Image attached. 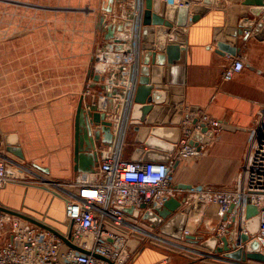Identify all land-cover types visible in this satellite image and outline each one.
<instances>
[{"label":"crops","instance_id":"crops-1","mask_svg":"<svg viewBox=\"0 0 264 264\" xmlns=\"http://www.w3.org/2000/svg\"><path fill=\"white\" fill-rule=\"evenodd\" d=\"M97 1L93 0V4ZM173 1L188 7V22L184 27L174 26L167 36V43L179 46V58L165 65L164 83L181 89V95L174 97L176 101L182 100L183 113L190 115L188 125L192 119L198 121L207 116L221 121L222 130L217 135L213 133L209 143H200L204 148L199 155L179 161L173 168L172 183L177 187L231 188L246 153L248 129L264 106V10L261 15L253 16L243 0ZM195 3L207 7L208 11L191 22ZM90 5L87 12H81L86 17L93 10L96 14L88 38H60V33L64 35L67 28L62 16L65 6L49 8L29 4L22 7L26 16L19 21L17 13L11 14L6 38L8 49L0 55L2 142L18 145L23 161L51 179L72 180L80 172L74 170L76 108L89 78L92 55L98 49L97 36L100 34L103 40L106 32H101L98 26V7ZM17 9L18 5L11 6L12 13ZM50 27L58 31L56 44L63 47V53L57 49L55 54H50L45 31ZM219 44L233 49V53L219 50ZM238 57L244 62L243 69L223 81L221 72ZM223 125L232 128H223ZM132 136L129 128L123 148L126 160L140 157L135 152ZM4 148L8 158L13 156L6 151V145ZM22 199L31 212L29 215L48 209L47 216L51 217L48 213L54 201L49 195L40 200L32 187L24 190L12 183L0 190V204L4 206L19 209ZM55 201L61 206L60 214L64 218V201ZM17 202L20 205L16 206ZM201 220L199 215L190 212L185 226L190 235L206 239L216 226ZM58 227L64 229L62 225ZM147 240L139 239L140 244L127 264H198L212 260L235 264L220 256L211 257L210 251L199 242L174 241L159 232L157 244Z\"/></svg>","mask_w":264,"mask_h":264},{"label":"built area","instance_id":"built-area-1","mask_svg":"<svg viewBox=\"0 0 264 264\" xmlns=\"http://www.w3.org/2000/svg\"><path fill=\"white\" fill-rule=\"evenodd\" d=\"M164 1L174 3L173 0ZM143 11L144 0H113L111 11L104 16V26L112 27L113 34L98 48L91 68L98 79L88 78L82 97L85 113L91 105L97 112L104 113L105 121L110 123L112 141L110 144L97 142L90 125L94 141L91 152L96 156L92 170L77 173L55 190L64 201V229L39 219L51 228L49 230L0 211V264H125L132 254L131 234L141 229L137 226V218L119 208L132 207L139 209L141 214L183 194L186 196L184 205L189 206L188 214L194 212L207 224L216 221L217 246L221 247V239L228 236L235 246L233 250H245L248 241L257 240L258 252L264 255V106L248 129L244 160L231 188L195 185L181 189L173 185V162L193 158L204 148L202 144L197 148L190 143L194 129L192 124L185 127V122L170 162L122 157L138 81ZM243 67V60L234 58L221 72V79L230 80ZM96 85L99 87L95 88ZM201 124L213 133L222 125L221 121L202 116L193 128L199 130ZM9 161L0 136V190L16 178L14 166ZM248 202L256 207L260 217L258 231L252 235L246 226ZM142 204L144 208H140ZM190 234L185 226L182 239ZM242 235L248 236L246 242L242 241ZM227 262L248 264L252 261Z\"/></svg>","mask_w":264,"mask_h":264},{"label":"water","instance_id":"water-1","mask_svg":"<svg viewBox=\"0 0 264 264\" xmlns=\"http://www.w3.org/2000/svg\"><path fill=\"white\" fill-rule=\"evenodd\" d=\"M198 2L201 0H191ZM103 7L105 12L111 11L112 0H107ZM243 5L249 7V12L253 16H259L264 10V0H243ZM208 11L207 7H201L196 3L192 6L191 22L197 21L201 15ZM248 20V19H247ZM245 23H248L249 20ZM188 22V7L178 6L167 3L164 0H144V11L141 28L140 44V67L138 76V85L134 94V102L130 112L129 127L133 131V145L135 152L140 155L139 158L145 162L168 163L176 145L181 137V122L188 119L189 114L183 113V103L179 99L176 101V95H181V89L168 86L164 83L165 65L170 64L179 58L178 45L167 43V36L174 26L184 27ZM104 17H98V26L101 32L104 31ZM113 28L108 27L104 33V39L112 37ZM219 50L233 53V49L219 44ZM93 61V59H92ZM89 77L98 79L90 68ZM197 119H192L191 124H196ZM90 125L94 128V139L97 142L110 144L112 134L110 132V123L105 121L104 113L96 111L95 106L91 105L88 113H85L84 98L81 97L76 108L74 119V163L75 171L89 172L96 161V156L91 153L93 148V139L91 137ZM223 128H232L225 127ZM213 131L205 124L201 128L192 132L190 143L199 148L200 143L207 144L211 141ZM6 151L20 159H23L21 148L16 144L5 142ZM179 161L173 162V168H176ZM181 189H188L190 185H178ZM57 197L59 194L53 192ZM186 202V196L183 194L178 197H171L166 200L162 206L155 207L153 210L146 209L140 214L139 209L132 207H120L119 209L134 218L140 217L148 222L152 228L159 227V233L174 241L182 240V233L186 223L189 206L183 204ZM142 204L140 208H144ZM181 208V209H180ZM0 211L13 214L26 219L38 226L51 230V228L39 222L31 216L18 213L5 206L0 205ZM246 215L247 229L249 234H255L259 228L260 217L256 207L248 202ZM56 233L55 231H53ZM65 243L70 244L62 238ZM243 242L248 240L247 235H242ZM184 240L198 243L202 248L210 251L212 255L220 254L223 260L253 261L264 264V255L259 253V244L257 240H250L246 243L245 250L234 249L231 237L221 239L223 245L217 246V237L211 235L206 239L202 237L195 238L193 235L184 237ZM73 248L88 253L87 251L71 245ZM101 258L99 255H95Z\"/></svg>","mask_w":264,"mask_h":264},{"label":"rangeland","instance_id":"rangeland-1","mask_svg":"<svg viewBox=\"0 0 264 264\" xmlns=\"http://www.w3.org/2000/svg\"><path fill=\"white\" fill-rule=\"evenodd\" d=\"M106 1L107 0H98L96 2V4L95 3L93 4V0H0V55L3 53L4 50L6 51L8 49V40H6V38H8V36H9V22H10L11 14L15 15L17 13L19 21L26 16V10L23 9L22 7H25L29 4L30 5L35 4L38 6L43 5V6H48L49 8H51L53 6H55V7L65 6L66 11L64 12V14L62 15V13L61 12L60 13L62 16L65 17L64 21L66 23L67 28H66V30H64V35H63V33L62 34L60 33V38L63 36L64 37L66 36L67 38L68 37H82V38L87 37L88 38L90 35V32H91V28L93 27L94 21L96 19V14H93L94 10H93L91 16L88 15L86 17L82 13L87 12L88 11L87 8H90L91 7L90 4H92L93 6L98 7V17L100 15H103V17H104L105 14H107V13L109 14V12H105L103 10V8L100 9L99 6L104 7L106 5V3H105ZM112 4H113V0L111 3V6H112ZM16 5H18V9L14 10L12 13L11 12V6H16ZM174 5H176V4H174ZM47 17H49V15ZM108 17H109V15H108ZM50 28L51 29H49V30H45L48 33V37H49L50 54L51 55L55 54L57 52V49H60L59 52L63 53L65 51V50H61L63 47L57 46V44H56L57 43V37H58V31L56 30V28L55 29H52L53 27H50ZM103 28L106 30L108 29V27L104 26V25H103ZM102 42H103V40H101V36L99 34L97 36V42H96L98 44L97 45L98 48L101 46ZM67 49H68V47H67ZM91 49H93V46H91ZM97 51H98V49H97ZM97 51H94V53L92 55V59H93V61L91 60L92 65L94 63V57L97 54ZM66 52L68 54V50H66ZM92 65H91V68H92ZM138 76H139V70H138ZM88 81H89V79L87 80V83H88ZM86 85H85L83 90H85ZM137 85H138V81H137ZM96 86L99 87L98 85H96ZM98 91H100V89H98ZM83 93L84 92H82V94ZM87 101H88V99H87ZM84 108H85V106H84ZM89 110H90V108H89ZM189 119H190V115H189L188 119L182 120V122H185V127H188V128L190 126L187 124V121ZM183 125H184V123H182V126ZM220 129L222 130V125L220 128H217L215 130L214 135H217V132ZM132 139H133V136H132ZM177 148H178V144L176 145L175 150H177ZM122 157H123V155H122ZM8 159L11 160L9 162L11 164H13L12 166H14V170H15V174H16V178H14L13 181L11 182L14 186L21 187L24 190L32 187L40 200H42V199L44 200L45 197H47V195H49L51 198V201H54V203L52 204V206L50 208V213H48V214H50L51 217L47 216V210L48 209L44 210V212L34 211L32 216L29 215L28 213H31V212L28 210V207L24 204V199H22L21 205L18 204V202L16 203L17 204L16 206L20 205L19 209H13V208H9L7 206H5V207H7L8 209H11L13 211H16L18 213H22L24 215L31 216L38 221H39V219H42L45 221V223L47 222L49 225L56 227L57 229H60L58 227V224L59 225L61 224L63 227L64 226L63 225L64 218H61L62 217L60 214L61 206L59 205V203H57L55 201L58 199H60V200H62V199L57 197L53 192H55V190L57 189L56 187L58 185H63L64 183H67L71 180L51 179L48 176L41 173L40 171H38V169L35 168L34 165L33 166L30 165L26 161H23L24 159H20L14 155L9 156ZM171 160H172V158H171ZM190 160H191V158H190ZM30 191H32V189H30ZM10 196L12 198L13 195H10ZM0 205L4 206L2 204H0ZM136 220H137V222H136L137 226L141 229V231L137 230L136 232H133L131 234L130 241H129L130 247H131V253H132L131 258L134 254L133 251L135 250L136 246L140 244L139 239H141V240L142 239H148L147 240L148 242H151L152 244H157V234L159 232V230H158L159 227L152 228L148 222L143 221L140 217H138ZM144 222L146 224H144ZM212 223L216 224V221H214V222L212 221ZM215 226L217 229V225H215ZM211 235H215V234L212 233ZM200 241H202V240H199V242ZM212 256L219 258L220 254H215ZM131 258L125 264H127L131 260ZM212 261H209L206 263L223 264L221 262H217L216 260L215 261L212 260ZM248 264H261V263H256V262L252 261V262H249Z\"/></svg>","mask_w":264,"mask_h":264},{"label":"bare ground","instance_id":"bare-ground-1","mask_svg":"<svg viewBox=\"0 0 264 264\" xmlns=\"http://www.w3.org/2000/svg\"><path fill=\"white\" fill-rule=\"evenodd\" d=\"M89 78H90V77H89ZM90 80H91V78H90ZM129 128H130V127H128L127 130H128ZM127 130H126V131H127ZM181 130H182V133H183V129H182V127H181ZM194 130H195V129H194ZM192 132H193V131H192ZM182 133H181V135H182ZM178 142H179V141H178ZM43 180H44V179H43ZM55 197H56V196H55ZM59 198H60V197H59ZM58 225H59V224H58ZM60 225H61V224H60Z\"/></svg>","mask_w":264,"mask_h":264}]
</instances>
